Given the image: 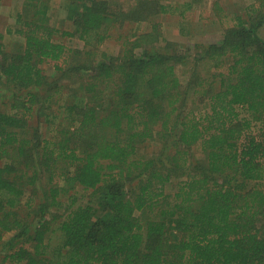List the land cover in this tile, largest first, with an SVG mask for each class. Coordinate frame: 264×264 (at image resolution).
Wrapping results in <instances>:
<instances>
[{
  "label": "trees",
  "instance_id": "obj_1",
  "mask_svg": "<svg viewBox=\"0 0 264 264\" xmlns=\"http://www.w3.org/2000/svg\"><path fill=\"white\" fill-rule=\"evenodd\" d=\"M50 2L27 0L16 51L0 35V85L19 92L0 88V264H264V0L192 59L155 47L154 17L171 11L161 0L73 3L65 35L86 46L111 23L153 25L88 63L55 41ZM49 62L75 78L53 115L66 87L44 73ZM47 102L51 128L65 115L42 138L31 122ZM151 144L158 152L141 156ZM78 187L93 190L86 204Z\"/></svg>",
  "mask_w": 264,
  "mask_h": 264
},
{
  "label": "rangeland",
  "instance_id": "obj_2",
  "mask_svg": "<svg viewBox=\"0 0 264 264\" xmlns=\"http://www.w3.org/2000/svg\"><path fill=\"white\" fill-rule=\"evenodd\" d=\"M90 0H51L49 8V20L48 24L54 27L59 32L55 34V41L61 42L73 51L82 52L80 55L81 62L99 61L101 53L105 52L109 55L117 56L123 50V41L126 38L134 39L139 35H146L153 31V25L151 22H131L128 21L123 26L118 24H109L105 27L103 33L108 35V38L103 44L97 47L86 46L85 41L75 36L65 35V32L74 31V25L72 20L68 19L71 5L75 3L83 4ZM163 3L171 6L169 13L160 14L154 17L153 23H159V41L155 42V47L163 48L164 51L175 53L176 50L190 55L192 59L193 55H197L201 51V48L197 45H209L210 43L217 42L222 39L223 32L228 28L236 24L237 17L245 16L249 9L259 6L260 0H161ZM120 2V1H119ZM123 6L129 8L134 6V0H121ZM27 0H0V35L3 36L2 43L7 52H14L19 48L20 35L16 31L21 28V22L18 21L19 13L22 12ZM125 3V4H124ZM184 12V13H183ZM260 34L264 38V26L260 29ZM134 35V36H133ZM122 37V38H120ZM158 37V36H157ZM148 43H153V40L148 39ZM167 42L173 43L176 47L166 48ZM141 51V50H140ZM86 53H93L91 57H86ZM73 59H71L72 61ZM193 64L191 63L190 66ZM203 65V64H202ZM204 66V65H203ZM201 67V69L203 68ZM205 67V66H204ZM44 73L49 77V80L60 81V84L66 87L62 93L54 99V103L51 104V110L49 113L52 115L56 110H59V104H64L65 99L68 97V93L72 92L73 83L69 86V81L72 79H60V74L57 72L55 63L49 62L42 65ZM206 68V67H205ZM209 68V67H208ZM207 69V68H206ZM185 69L178 67V73L182 79L186 80ZM0 88L3 92H6L8 97L15 96L19 92L15 89L1 84ZM68 88V89H67ZM42 92V91H41ZM47 91L42 95H47ZM26 93H24L25 95ZM9 102V101H8ZM42 106H48L47 103H39L37 105V113L35 118L31 122L32 129L37 128L40 133V137L48 138L53 132L52 129L62 121L64 109L59 111V117L55 120V125L51 128L49 119L52 117L41 116ZM202 108V107H200ZM240 118H250L251 114L246 108L242 106L238 107ZM262 123L255 122L253 130L258 131L261 128ZM152 145V144H151ZM149 145L148 147H142L141 156L152 157L155 152H158L159 146L157 144ZM199 149H193L191 154V161H195L197 154L199 155ZM178 180L172 183V187L168 188V192H174L176 190ZM40 187L41 183L39 182ZM170 186V185H169ZM93 190H84L78 187L72 191L71 195H75L79 201V204H86L92 198ZM58 242V239H54V244Z\"/></svg>",
  "mask_w": 264,
  "mask_h": 264
}]
</instances>
